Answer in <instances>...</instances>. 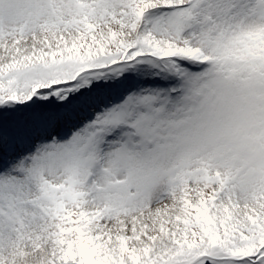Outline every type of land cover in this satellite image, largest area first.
<instances>
[{
	"label": "snow or ice",
	"instance_id": "obj_1",
	"mask_svg": "<svg viewBox=\"0 0 264 264\" xmlns=\"http://www.w3.org/2000/svg\"><path fill=\"white\" fill-rule=\"evenodd\" d=\"M0 264H264V0H0Z\"/></svg>",
	"mask_w": 264,
	"mask_h": 264
}]
</instances>
